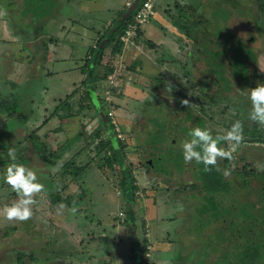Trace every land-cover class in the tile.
I'll return each instance as SVG.
<instances>
[{"label": "rangeland", "instance_id": "obj_1", "mask_svg": "<svg viewBox=\"0 0 264 264\" xmlns=\"http://www.w3.org/2000/svg\"><path fill=\"white\" fill-rule=\"evenodd\" d=\"M25 1L23 10L18 13L22 19L24 15L25 22L19 24L17 29L15 25L20 20L13 19V24L17 38L22 37L25 41L21 44L25 51L21 55L28 54L30 60L34 61L21 64L20 55L17 57L15 54L12 60L10 56H5L7 69L12 63L15 74L12 80L0 74V97L11 99L18 114L10 119L0 113V163L9 162L3 167L6 172L12 163L32 168L45 190L34 197L35 201L37 198L40 200L36 203L37 211L28 221L18 222L21 223L18 227L16 221H10L8 226L4 225L5 228L3 225L0 227V241H5L9 249L12 246L17 249L11 250L14 252L13 258L11 255L3 257L9 264H13L15 257L18 264H67L65 260H59V263L57 251L67 256L69 244L79 250L72 249L80 256L71 259L74 264H140L130 254L134 249L140 251L149 244L152 246L153 261L150 264H236L240 258L238 245L254 238L250 230H254L259 239H264V230H261L264 229V221L263 226L258 221L259 231L251 228L253 224L251 227L247 225L254 218L250 213L255 214L258 210L248 200V189H240L239 179H230L216 168L205 172L204 166L195 161L185 164L182 150V143L190 139L188 133L192 129L200 127L210 130L213 136L224 135L236 121L247 117L246 108L239 105L240 99L235 92L223 91L229 104H213L206 100L204 93L214 92L219 86L210 84L203 88L208 85L207 62L198 59L199 67H188L182 50H185V46L193 47L196 40H200L202 47L197 48L201 50L204 45L202 39L205 38L203 29L211 25L219 34V28L226 25V30L233 31L231 41L227 38L231 51L244 55L245 40H251L255 43V69L264 74V25L261 24L262 31H256L257 20L261 17L256 0H201L203 4H198V11L191 12L188 0H170L167 19L172 25H168L169 28L173 30L175 22L179 21L190 26V30L193 25L197 26L193 21L201 17L203 24L197 27V33L190 31L187 35L175 26L176 40L172 41V48L164 52L163 62L159 41L155 40L156 44L151 45V48L146 47L144 51L147 53L138 57L136 65L132 67L134 72L124 64L123 59L114 58V65H119L116 66L117 81L110 84L109 81L99 80L100 86L98 82L96 90H91L92 100L81 105L88 87L83 85L85 75L83 82L76 84L81 93L77 94L76 90L77 95H73L69 105L62 106L59 111L60 104L73 94L76 88L73 89V82L79 76L78 73H69L68 70L74 67L70 66V59H66V62L57 61L55 23L60 14L69 11V6L64 0ZM166 4V0H157L156 15L163 13ZM179 4L184 9L178 8ZM134 14L135 11L129 15V20L133 19ZM234 21H238V27ZM36 23H39L36 30L38 39L26 41L29 35L23 30ZM18 29L23 32H18ZM171 33L169 31L165 35L170 36ZM6 45L8 43L3 44L5 55L11 52ZM68 46L72 50L65 48L63 52H73V63L79 62L81 68L85 67L86 63L82 60H85L86 48ZM38 48H42L41 51ZM236 57L231 59L232 65ZM122 80L131 81L129 85L135 86V89L126 92ZM168 85H171L170 90ZM95 93L103 99L100 101ZM183 100H188L189 105L184 106ZM149 101L151 106L147 104ZM94 105L98 106L97 112ZM238 110H243L245 114ZM57 115L58 120H64L66 124L59 123ZM37 128L31 137V132ZM102 131L106 134L99 137L98 133ZM105 135L112 139L114 147H119V141H123L132 165L135 183H127L126 197L110 184L108 171L104 168L105 153L98 151L97 146L101 141L108 139ZM39 143L46 146L43 153L51 163L39 157L38 151L43 149L38 146ZM221 146L227 145L222 143ZM9 149H15V161L9 157ZM255 150L257 158H260L262 150ZM23 158L28 162L23 161ZM150 161L152 163H148ZM72 167L80 168L79 173L81 169L83 171L77 179L66 171ZM220 168L226 169L225 166ZM181 169L183 179L177 180L175 176ZM161 174L168 175L164 178L176 179L168 181L173 192L167 191L168 184L158 177ZM5 176L6 173L1 178ZM254 185L258 186V182L254 181ZM13 192L9 185H0V199L5 200L4 204H0V210L9 206L7 198ZM159 196L161 200H158ZM169 196L170 202L166 201ZM152 198L157 199L155 203L158 205H153V208H156L158 216L149 214ZM57 200L60 202L57 203ZM85 206L82 216L89 221L77 229L71 216L79 217L77 209ZM245 206L250 209L246 217L243 210ZM119 213H124L125 222L118 218ZM131 214L134 215L135 233H132ZM116 217L118 220L115 222ZM1 220L8 221L6 217ZM223 223L231 226L227 232L221 227ZM50 227L55 228L57 234L62 230L65 233L60 240H56L67 243L65 248L62 245V250L57 249V242L51 239L55 234L48 231ZM118 227L121 232L117 237ZM237 227H240L239 233ZM163 228L168 232L163 233ZM91 233H94L93 241ZM168 239L172 240L171 245ZM88 254H93V258L87 257ZM186 254L189 257L185 262Z\"/></svg>", "mask_w": 264, "mask_h": 264}, {"label": "trees", "instance_id": "obj_2", "mask_svg": "<svg viewBox=\"0 0 264 264\" xmlns=\"http://www.w3.org/2000/svg\"><path fill=\"white\" fill-rule=\"evenodd\" d=\"M35 1V0H33ZM257 7L261 13V17L257 20V28L256 31H262L263 28L261 27V24L264 25V0H256ZM192 8H189V11ZM197 7L195 10L197 11ZM196 11L194 13H196ZM191 12V11H190ZM193 13V12H192ZM190 13V16L191 14ZM201 15L200 13H198ZM134 16V15H133ZM192 18V17H191ZM194 18V17H193ZM201 17L195 19L193 22L197 23V26L194 27L193 25L190 30L188 29L190 26L184 25L182 22L176 21V25L178 26L181 31L187 33V35L191 32L197 33V27L200 24H203V22L200 20ZM132 19V18H131ZM130 19V20H131ZM129 18L127 17L125 20H122L120 18V22L117 24L115 32L112 34H109L106 37H103L104 42L101 43V41L98 43V45L93 49V56L97 58L99 63H102L104 61V52L105 48L110 46V53L108 54V60L106 65L104 66V70L102 74H97L95 69L97 68L95 65V61L93 59L91 60V64H93V68H88L89 71H87V80L85 81V84H89V80H91L93 83L96 81V78H100L99 80H108L109 76L112 75L116 70V65L113 64L114 57L116 54L120 53L122 50V41L120 39V35L123 34L124 30L127 27V24L130 22ZM193 20V19H192ZM209 22V21H208ZM194 23V24H195ZM210 23V22H209ZM235 25L238 27V21H234ZM37 25L33 24L31 27L27 28L24 31H33L35 38L37 37ZM228 28L225 27L219 28L220 33H216V31L213 30L212 26H207V29H203L204 33L203 36L205 38L202 39L203 41V50H198L197 46H200V40L195 42L193 38L194 48L192 49V52L188 54L186 60V64L188 67H199V61L198 59L204 62H207V66L209 68V71H206L208 73L207 77V88L210 86V84H217L219 87H216L214 92L204 93V96L207 97L206 100L210 103H218V102H225L229 104L227 97L224 95L223 91H227L228 93L235 92L237 94V97L239 100V105L244 106L246 108V119H242L243 124V132H244V142L236 149V151L233 153V160H223L221 163H219L220 166H225L226 169L230 171V175L228 177L230 179H234L237 177L238 182H241V185H239L240 189L244 190L245 188L248 189V200H251V204L253 207H255L258 211L254 214V212H251L250 215L254 216L253 220H251L247 225L253 226L251 228H255V231L258 230L257 223L258 221L261 222V226H263L264 218V127L259 126L257 123L252 122L249 120V112L251 110V103H250V90L255 88L258 84L264 83V74H260L255 69L256 67V53L253 51V43L251 40L246 39L245 40V49L244 55L239 54V52L236 54V52L231 51V45L229 44V41H227V38L231 41V38L233 37V31L232 33L229 30H226ZM186 30V31H185ZM239 32H242L239 30ZM199 34V32H198ZM260 35L259 33H257ZM195 35V34H194ZM214 37H213V36ZM38 38V37H37ZM241 40V39H240ZM46 45V42L44 43ZM100 45V46H99ZM202 47V46H200ZM42 48H38V51H41ZM24 51V50H23ZM25 52V51H24ZM31 55V54H29ZM98 55V56H97ZM234 60V65H232L231 59L236 56ZM106 56V55H105ZM26 59V61L30 60V56L28 54L20 55V60ZM34 61V60H30ZM93 61V62H92ZM99 76V77H98ZM221 83V86L219 85ZM96 90V84L93 85V87H89L86 90V95L83 98V103L90 102L92 100L91 97V90ZM77 90V89H76ZM74 91L72 95H70L66 101L70 100L73 95L77 92ZM202 90V89H201ZM96 95V93H95ZM97 98L101 101L103 98L96 95ZM210 98V100H209ZM205 100V101H206ZM105 101V100H104ZM107 102V101H106ZM110 103V102H109ZM15 104L11 101V99H5L0 97V113H4L8 118L14 119L17 111L15 108ZM94 109L96 112L99 110L98 106L94 105ZM244 109V108H243ZM57 110V109H56ZM59 111V110H57ZM239 111V110H238ZM240 113H244L243 110L239 111ZM109 119L111 120V117L109 114H107ZM58 131V130H57ZM37 132V131H36ZM32 134V132H31ZM32 137V136H31ZM120 140V139H119ZM226 147H228V144L226 143ZM40 148L38 151V155L41 159L47 160L48 163H51L50 159L47 158L43 150L45 149V145L43 143H39L38 145ZM98 150L100 152L105 151L104 156V168L107 169L108 177L113 182L114 186L119 189L121 192H124L125 197L127 196V183L131 182L133 183V175H132V166L129 164V158L128 155L124 151V145L123 141H119V147L113 146L112 139H109L107 141H101L100 145L97 146ZM256 148L261 149L259 156L260 158H257L256 155ZM108 151H111V153H106ZM121 151V152H120ZM263 152V153H262ZM258 153V152H257ZM122 157V158H121ZM27 163L28 160L26 158H23V161ZM9 163V162H8ZM117 165V167H115ZM119 165V166H118ZM229 165V166H228ZM232 166V169H231ZM32 169V168H31ZM78 169H66L67 173L70 172L72 176H75L74 178L77 179L80 175H82L83 171L81 169V172L79 173ZM0 173H6L4 169L0 170ZM115 171L118 172V176L114 173ZM115 176L117 178H115ZM119 177V178H118ZM235 180V179H234ZM254 181L258 182V186L254 185ZM135 187H133L134 191ZM256 195V198H253V196ZM59 197V195L57 196ZM19 197L15 192H13L10 197L7 198L8 205H12L16 202H18ZM2 200V199H0ZM40 199L37 198L35 201V204L32 206L33 212L37 211V201ZM5 201V200H4ZM4 201H0V204H4ZM60 202V200H57V203ZM245 202V201H244ZM51 203V201H50ZM53 204L51 203L50 206ZM7 206V203L6 205ZM263 207L262 210H259L260 207ZM244 210V217H246L249 214L250 209H248L247 206H245ZM253 213V214H252ZM261 213V214H260ZM134 215L131 214V219L133 220ZM262 217V218H261ZM247 220V219H246ZM125 222V218L124 221ZM244 222V220H243ZM225 223V222H224ZM222 224V229L227 232L230 225L228 224ZM133 224V230L135 231V224L134 220L132 221ZM242 226V224H240ZM53 226V225H51ZM238 233L240 230V227H237ZM52 231L53 237L51 239H55V241L60 240L59 233L57 234V231L55 228L50 227L48 231ZM261 230H264L261 228ZM56 231V232H55ZM253 232V239L247 243H242L241 245H238L239 248V259L236 264H260L264 263V255L262 254V248L264 239H259L257 235L255 234L254 230H250ZM259 231V230H258ZM264 232V231H263ZM22 233V232H21ZM64 234V233H63ZM21 235V234H20ZM56 241V242H57ZM263 242V243H260ZM146 248H143V251H145ZM261 252V253H260ZM21 254L19 255V257ZM260 260L262 262H260ZM140 264H145V261H141Z\"/></svg>", "mask_w": 264, "mask_h": 264}, {"label": "crops", "instance_id": "obj_3", "mask_svg": "<svg viewBox=\"0 0 264 264\" xmlns=\"http://www.w3.org/2000/svg\"><path fill=\"white\" fill-rule=\"evenodd\" d=\"M133 1L134 0H64V2H66L68 4L67 6H69L68 7L69 11L64 12L65 14H60V15L58 14L59 20L57 23H55V26H57V61L62 60V61L66 62V59H70L69 60V62L71 63L70 66H74V67L72 69L68 70L69 73H73V74L78 73L79 74V76L73 82V89L76 87V84L78 82H83L82 79H83V77L85 78V75H86L85 81H88L87 80V71H89V69H88L89 67L93 68V64H91L92 59H93V61H95V65L97 67L95 69L96 73L98 75L103 73L104 66L106 65V63L108 61V54L110 53L111 47L108 46L107 48L104 49L105 54H104V61L102 63H99L95 56H94V58H92L93 49L98 45V43L100 41H101V43L104 42L103 37H106L109 34H112L113 32L117 31L116 27H117V24L120 22V19H118V18H120V17L122 18V15L127 11L128 7L131 5V3ZM188 1L190 4V6H188V8H190V7L192 8L190 11L195 10V8L198 7V4L200 2L202 3L201 0H191V1L188 0ZM25 2H27V1H25V0H0V36H1L0 37V74L3 75V77H5L6 79H11V80L14 79L13 75L15 74L14 70H13L12 63H11L10 69H7V61H6L7 58L6 57L10 56L11 60H12L15 54L18 57V55H21L24 52L23 51L24 46L22 47L21 44H24L25 41H23L22 37L17 38L18 35H16V32L14 30L13 19L14 20H16V19L20 20L15 25L16 29L19 27L18 26L19 24L21 25L25 22L24 21V15H23V19H22V16L20 14H18L21 10H23V8H24L23 5H25ZM166 2H167V4L165 6H167V8L164 9L162 14H160V15H158V13H157V15L155 14V16H153L147 24L143 25L139 31V35L137 38L133 39L129 43H124L122 41L121 52L116 54L115 56H110V57H114L116 59L120 57L121 59H123L124 64L127 67H131V69H133V72H134L135 69L132 67H134V65H136L138 57H141L144 54H146L147 52L144 51L145 48L146 47L151 48V45L153 46L156 44L154 41L158 40L159 41L158 45H160V48H161L160 49L161 51L160 50L159 51L162 54V58H161V60H162L164 52H166V51L168 52V50H170L172 48L171 47L172 41L174 39L176 40V38L174 37V34L176 32L175 26L178 28L176 23H175V26H173V28H174L173 30H171L168 26V25H172L167 19L168 18L167 17V12H168L167 10L170 6L171 1L166 0ZM156 5H157V0H155V10H156ZM179 7H181V9H184L181 4L178 5V8ZM36 25H39V23H36ZM179 30L181 31V29H179ZM17 31L22 33L24 30L21 32V30L19 31V29H18ZM169 31L172 33L170 34V36H168V35L166 36L165 34H168ZM24 33H26V34L28 33V35H29V39H27L26 41H30V42L32 41L33 42V41H36L38 39L37 37L35 38L33 31L32 32L31 31H24ZM121 35H120V37H121ZM178 40L180 41V39H178ZM2 43L4 45H5V43H8V45H6V46H8L11 49V52H9L7 55H5L6 49L4 48ZM68 44L69 45H77V46L83 47L84 49L86 48L85 49L87 51L85 54L86 57H85V60H82L86 63L85 67L81 68L79 65V62L73 63V61H72L73 54H74L73 52L66 54L69 50H72V49H70ZM25 47H26V44H25ZM65 48L69 49V50L66 52H63V49H65ZM184 49L185 50H182V54H183L184 58H187L188 54H190V52H192V49H194V46L193 47L185 46ZM63 58H64V60H63ZM25 61H26V59L23 60V58H22L21 64ZM162 62H163V60H162ZM26 64H31V63H29V61L27 60ZM33 65H34V67L36 66L35 64H33ZM116 66L118 67L119 65L116 64ZM34 70H35V68H34ZM6 72H9V73H6ZM115 72H116V70H115ZM115 72L113 74L118 75V73L117 72L115 73ZM99 79L100 78H96V81L94 83L91 80H89V84L87 86L93 87V85H95V84L97 86L98 82H99V86H100L101 82L108 81V80H101V82H100ZM154 79L160 83L159 80H157L156 78H154ZM85 81L83 82V85H85ZM122 82H123V84L126 85V87L123 88V89H125L126 92H128L129 90L133 91L135 89V86L129 85V84H131V81L126 82V80H122ZM88 87H86V88H88ZM76 89H77V87L73 91H75ZM77 91H78L77 94L81 93L79 90H77ZM77 94L75 93V95H77ZM83 101L84 100H82L81 105H83ZM69 102H70L69 100L67 102L65 99V101H63L60 104L61 107H59L58 110L62 109V106L63 107L68 106ZM147 104H149V106H151V101H149ZM82 115H84V111H83ZM57 120H58V115H57ZM58 122L59 123L60 122L65 123L66 121H64V120L59 121L58 120ZM78 128H80V125L78 126ZM37 130H38V128L33 130L31 136H33ZM103 133H104L103 131L98 133V136L100 137V135H103ZM104 134H106V133H104ZM105 137L108 138L107 140L110 139V137H108L107 135H105ZM124 151L127 154L125 149H124ZM103 152L105 153L104 150H103ZM106 153H111V151H108ZM147 159H149V158L147 157ZM6 163H8V162L3 161L0 163L2 165V167H0V170L5 169L3 167ZM148 163H152V161H150ZM57 164H58V160H57ZM129 164L131 165V163H129ZM115 167H117V165ZM97 168H99V170H100V166H98ZM148 172H149V169H148ZM114 173L116 175L118 174L117 171H115ZM2 174H4V173H0V185H5L6 184L5 178H1ZM182 174H183L182 169H181V172L177 171V175L175 176L176 179L177 180L183 179V177H181ZM132 175H133V173H132ZM167 176L168 175H166V174L158 175L159 178L161 177L160 180L164 179V182L166 184H168L167 191L169 193H171V192H173V189L169 187L171 184H169L168 181L172 180V182H173V180H176V179H173L170 177L164 178ZM154 177H157V176H154ZM115 178H117V177L115 176ZM133 180H134L133 183H135L134 175H133ZM109 182L115 189H117L110 179H109ZM117 191H119L121 193V195L123 196L124 192H121L119 189H117ZM133 197H134V195H133ZM169 198L171 199V197L169 196L166 201H169ZM146 199H148V198H146ZM148 200L150 201V199H148ZM158 200H161L160 196H159ZM175 200H177V199H175ZM156 201H157V199L154 200L152 198V201H151L152 209L149 210V214L155 213L156 216H158L159 213L156 212V208H153V205H155V206L158 205L155 203ZM166 201L164 200V202H166ZM84 208H86V206L77 209L76 212L77 213L79 212V217L73 218L71 216V218L74 219V220H72V222L76 223L77 229H79V225L81 226V225H83L84 222L89 221L88 218H84L82 216V211ZM71 210L72 209H70L69 212H71V214H72L73 211H71ZM121 212H123V211H121ZM148 217H150V215H148ZM0 218L4 219L5 216L2 215V216H0ZM118 218L121 219V222H123L122 218L119 216V214H118ZM118 218L117 217L114 218V221L116 222L118 220ZM147 220H148V218H147ZM91 222H93V221H91ZM9 224H10V221L2 222V220H1L0 227H2L1 225L8 226ZM147 224L149 225V223H147ZM15 225L18 227V226H21V223L17 222V223H15ZM5 226L3 228H5ZM132 226H133V224L131 225V227ZM116 227H117V224H116ZM119 228L120 227H118L117 230H119ZM4 231H5V229H4ZM62 231H59V235L65 234V233L63 234ZM120 232L121 231L119 230V233L116 234L117 237L120 235ZM167 232H168V230H166V228H163V233H167ZM132 233H135V231L132 230ZM0 234H2L1 230H0ZM93 234L94 233H91L92 241H93V238H92ZM148 235L150 236L149 229H148ZM59 237H61V236H59ZM168 240H169V242H168L169 245H171L172 240H170V239H168ZM0 243H2L4 245V246L0 247V264H9V262L6 261L7 259H5L3 257H7V256L11 255L13 258L14 252L12 253L11 250H17V249L15 247L13 248V246L10 244L9 245L12 246V248L9 249V246L7 245V243L5 241L4 242L0 241ZM66 244L67 243H65L64 241L57 242V249L62 250V245L64 247V246H66ZM68 246H69L68 248L70 250H68V248H67V250H68L67 256L65 254L61 253L62 251H59V252L57 251V260L58 261L59 260H65L67 264H74V262L71 259L72 258L77 259V255L79 256V254L72 252V249H75L76 251H79V250L76 249V247L73 244H69ZM94 246H97V244H95ZM116 249L119 250L120 248H118L116 245ZM143 253H144L143 249L140 251H137L134 249V251H132L130 255L133 258H135V260L138 263H140L141 261H143V259H142ZM188 255L189 254L185 255V259H186L185 262L187 261V258L189 257ZM68 257L70 258V260L68 259ZM87 257L93 258V254H90V255L88 254ZM79 258H80V256H79ZM96 258L97 257H95V259ZM16 259L17 258L15 257L13 264H18V261ZM68 261H71V263H68ZM59 263H60V261H59Z\"/></svg>", "mask_w": 264, "mask_h": 264}, {"label": "clouds", "instance_id": "obj_4", "mask_svg": "<svg viewBox=\"0 0 264 264\" xmlns=\"http://www.w3.org/2000/svg\"><path fill=\"white\" fill-rule=\"evenodd\" d=\"M171 89V85H168ZM250 90L251 110L249 120L264 127V83L258 84ZM184 106L189 105L188 100H183ZM182 143L183 159L185 164L195 161L196 164H202L205 172H210L213 168L217 171H223L225 176L230 175L228 169H221L218 165L220 161L233 160V153L244 142L243 124L236 121L224 135L213 136L208 129L196 127L192 129ZM222 143H227L228 147H222ZM9 157L15 161V149H9ZM5 183L19 197L18 202L0 210L8 221L26 222L33 215L32 206L38 194L43 192L44 186L38 182L36 173L25 167L23 164L12 163L5 176Z\"/></svg>", "mask_w": 264, "mask_h": 264}, {"label": "built area", "instance_id": "obj_5", "mask_svg": "<svg viewBox=\"0 0 264 264\" xmlns=\"http://www.w3.org/2000/svg\"><path fill=\"white\" fill-rule=\"evenodd\" d=\"M155 0H143L138 8L135 10L132 21L127 24L126 29L121 35L120 39L124 43H129L133 39L137 38L141 27L147 24L153 16H155ZM117 81V75L112 74L109 76L108 81L110 84ZM119 216L124 221V213H119ZM143 261L145 264H150L152 261V246L149 244L146 246V250L143 253Z\"/></svg>", "mask_w": 264, "mask_h": 264}, {"label": "water", "instance_id": "obj_6", "mask_svg": "<svg viewBox=\"0 0 264 264\" xmlns=\"http://www.w3.org/2000/svg\"><path fill=\"white\" fill-rule=\"evenodd\" d=\"M143 0H134L128 7L127 11L122 15V20H125L129 15L135 11Z\"/></svg>", "mask_w": 264, "mask_h": 264}, {"label": "flooded vegetation", "instance_id": "obj_7", "mask_svg": "<svg viewBox=\"0 0 264 264\" xmlns=\"http://www.w3.org/2000/svg\"><path fill=\"white\" fill-rule=\"evenodd\" d=\"M221 162V161H220Z\"/></svg>", "mask_w": 264, "mask_h": 264}]
</instances>
